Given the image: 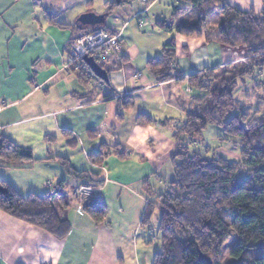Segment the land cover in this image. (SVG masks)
<instances>
[{
  "label": "crops",
  "instance_id": "0c3cea01",
  "mask_svg": "<svg viewBox=\"0 0 264 264\" xmlns=\"http://www.w3.org/2000/svg\"><path fill=\"white\" fill-rule=\"evenodd\" d=\"M111 1L98 9L94 0H0V137L30 148L34 155L28 163L0 161V180L24 195L52 191L61 180L67 186L62 191L71 192L65 214L71 229L65 237L0 208V264H152L162 250L158 211L155 227L153 216L149 225L141 221L147 204L175 179V127L186 120L198 95L188 77L247 61L242 48L236 51L206 35L178 33L172 17L180 0H170L157 15L153 8L158 0H142L146 6L137 12L129 6L133 0L116 1L115 6ZM227 1L237 6L238 0ZM239 2L245 5L239 8L250 10L256 1ZM86 12L107 13L106 24L99 27L118 34L122 42L123 66H100L108 73L107 81L64 69L71 41L94 29L76 25ZM131 24L147 44H131ZM173 38L175 65L182 76L158 81L148 62L161 56ZM161 136L169 140L163 143ZM103 145L108 152L101 163H94L90 155ZM74 152L82 154V163L74 160ZM61 159L103 180L95 196L107 205L104 222L97 224L76 200L80 181L66 174ZM46 168L52 173H45Z\"/></svg>",
  "mask_w": 264,
  "mask_h": 264
},
{
  "label": "trees",
  "instance_id": "16d2710c",
  "mask_svg": "<svg viewBox=\"0 0 264 264\" xmlns=\"http://www.w3.org/2000/svg\"><path fill=\"white\" fill-rule=\"evenodd\" d=\"M180 1L173 7L172 17L178 33L206 35L221 45L242 48L247 61L209 68L188 77L198 95L193 97V108L186 120L175 127L177 148L171 155L175 179L166 192L156 194V200L147 204L141 221L142 225H149L154 210L160 209L158 230L162 250L155 253L152 264H220L232 230L237 233L238 242L231 248L230 260L225 264H264V255L258 254V250L264 249V112L245 111L238 105L236 95L240 81L251 75L255 67H264V0L260 13L253 8L243 10L227 0ZM110 3L117 4L116 0ZM172 24L163 22L162 26L173 28ZM175 60L173 38L163 46L161 56L148 62V69L158 81L181 77ZM212 124L237 139L240 160L191 151L184 136L190 142H201L203 131ZM107 152L103 145L90 158L99 164ZM118 155L124 159L126 154ZM33 160L30 148L0 137V161L14 164ZM61 161L67 174L80 183L102 185L103 180L97 174L78 170L67 159ZM62 188H67L64 180L52 191L24 195L9 182L0 180V208L57 237H65L71 229L65 215L70 203L66 199L69 192ZM83 210L97 224L105 221L107 205L96 196L84 202Z\"/></svg>",
  "mask_w": 264,
  "mask_h": 264
},
{
  "label": "rangeland",
  "instance_id": "374dc122",
  "mask_svg": "<svg viewBox=\"0 0 264 264\" xmlns=\"http://www.w3.org/2000/svg\"><path fill=\"white\" fill-rule=\"evenodd\" d=\"M105 0H94V5L96 8L98 6H102ZM170 0H158L156 2L155 7L153 8L154 14H159L163 11V9L168 6ZM242 1L244 3H247L248 0H238L237 6L241 8L245 5H240V2ZM256 2L254 3V10L260 13L263 8L262 0H254ZM251 3V2H250ZM129 6L132 7V10L137 12L139 9H143L144 6H146L142 0H133ZM98 7V9H100ZM138 31L135 28V24H131L130 28L127 29V34L132 36L134 39L132 40L131 44H136L139 47H142V45L147 44V41L144 39H140V36H138ZM147 38V37H145ZM150 41H153L155 39L148 37L147 38ZM236 51H241V49H235ZM244 81H240L239 88L237 89L236 95H237V103L240 107H242L245 111L251 112L254 110H258L260 113L264 112V84L261 82H264V67H255L254 72L251 75H248L243 79ZM261 81V82H259ZM204 139L201 142H190L188 136H184L185 140L189 142V146L191 151H200L203 154L208 155H221L227 158L228 160H240L241 154H240V146L239 142L235 137H230L229 135L225 134L223 129L220 126L217 125H209L204 131H203ZM169 140L168 136H161V141L163 143H166ZM209 149V151H206ZM59 149L57 148L55 154H58ZM66 156H69L66 154ZM82 154L74 152V160L77 162L81 161ZM45 173H52V170L50 168L44 169ZM36 171L33 172L35 174ZM67 174V173H66ZM68 176V175H66ZM97 188V187H96ZM69 190V189H68ZM71 192L69 191V194ZM71 195V194H70ZM68 199H70V196H68ZM158 211V218L160 216V209H155L153 213V220L151 222V225L155 227V224L158 222L156 217V212ZM238 242V235L237 233L232 230L231 235L227 239L224 247H223V253L219 260L220 264H225L230 260V250ZM153 245L155 246V242H153ZM161 248V245H160ZM259 255H264V249L258 250Z\"/></svg>",
  "mask_w": 264,
  "mask_h": 264
},
{
  "label": "built area",
  "instance_id": "2783aa9c",
  "mask_svg": "<svg viewBox=\"0 0 264 264\" xmlns=\"http://www.w3.org/2000/svg\"><path fill=\"white\" fill-rule=\"evenodd\" d=\"M86 56L105 69L123 66L124 56L119 35L105 27L83 31L71 41L64 69H73L85 79H94L93 72L84 61ZM96 192L95 186L79 183L74 189V196L79 203L84 204Z\"/></svg>",
  "mask_w": 264,
  "mask_h": 264
},
{
  "label": "water",
  "instance_id": "95a60500",
  "mask_svg": "<svg viewBox=\"0 0 264 264\" xmlns=\"http://www.w3.org/2000/svg\"><path fill=\"white\" fill-rule=\"evenodd\" d=\"M119 2L120 0H116ZM106 19H107V13H96V12H86L83 13L79 19L76 21V25L82 29V28H97L101 25L106 24ZM85 28V29H86ZM84 61L86 64L89 66V68L93 71L95 76L98 78H101L103 81H107L108 79V73L106 70L102 69L100 65L95 62L92 58L90 57H84ZM201 259H206L210 263L212 262L210 258L201 256Z\"/></svg>",
  "mask_w": 264,
  "mask_h": 264
}]
</instances>
